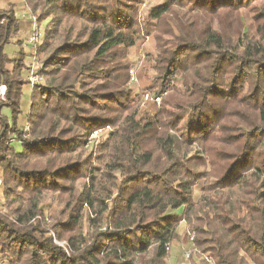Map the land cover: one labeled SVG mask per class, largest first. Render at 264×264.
<instances>
[{"label": "trees", "instance_id": "obj_1", "mask_svg": "<svg viewBox=\"0 0 264 264\" xmlns=\"http://www.w3.org/2000/svg\"><path fill=\"white\" fill-rule=\"evenodd\" d=\"M257 1L163 0L140 19L139 0H21L45 23L33 53L15 9L0 10V181L17 204L0 215V263L165 264L185 222L213 264H264V0L249 25L240 16ZM149 28L158 44L146 94L161 102L139 116L126 53ZM32 56L45 83L23 109ZM49 195L64 207L51 229L65 247L31 222Z\"/></svg>", "mask_w": 264, "mask_h": 264}, {"label": "rangeland", "instance_id": "obj_2", "mask_svg": "<svg viewBox=\"0 0 264 264\" xmlns=\"http://www.w3.org/2000/svg\"><path fill=\"white\" fill-rule=\"evenodd\" d=\"M163 2V0H139V6H138V14L140 19H145L146 12L151 8L152 6H155L157 4H160ZM17 3V4H16ZM22 6L27 11V16L29 17L31 21V28L30 30H27L25 33L22 31L19 22L17 20V26L21 34L24 33L26 36L25 39L29 37L32 31V27H36L40 29V31L43 33V28L45 23H42L41 25H37L36 22L32 21V18H34V14L29 11V9L23 5L21 0H0V10H8V9H15V12L17 14L19 5ZM262 4L260 0H258L255 3H252V5L242 13H240V16H243L244 23L246 25H249L252 21L253 14L256 12L257 7H259ZM255 6V7H253ZM254 9H251V8ZM17 19V17H16ZM35 19V18H34ZM156 36V29L149 28V33L147 36L140 40V42L134 47L128 50L126 53V67L127 72L126 75H124L125 82L124 85H126L127 88H129L131 92V96L134 98L133 103L130 105V107L133 108V110L138 112L139 116L140 114H144L147 109L148 113H152V110L159 108L160 104V97H151V95L146 94L149 93L147 90L152 85V81L154 78V60L157 58V41L155 39ZM22 37V36H21ZM23 38V37H22ZM24 39V38H23ZM5 53L13 57L16 54L19 53V48L17 45H15L14 42L9 43L4 48ZM28 51V49L26 50ZM36 56V55H35ZM33 59L26 67L27 63L29 62V58H26L25 60V74L24 79L26 81V85L23 87L22 93H23V99L24 101L22 105L24 106L23 109H26V101L27 96H29V92L31 91L30 81H29V73L32 70L34 72V75H38V81H40L39 84L45 83L44 76L39 72L38 68L42 66V56H38V58H35L32 56ZM37 57V56H36ZM134 77V80L131 78ZM123 85V86H124ZM155 86V85H153ZM6 91V88L4 85H0V103L5 102V96L2 93L3 91ZM165 95V94H163ZM154 103V104H153ZM188 110L182 111V112H175L177 116H181L183 114H186ZM4 113L7 114V116L10 115L9 110L5 109ZM21 121V119H20ZM21 126H24V122L21 121ZM108 132H110L109 127H105L103 129H98L94 131L91 136L89 137L88 143L85 145L86 151L91 149L95 152V149L98 145V142L105 140L107 138ZM19 149V147H17ZM194 152V151H193ZM190 153V154H193ZM206 166H209L208 164ZM210 168L207 167L204 169L205 172H209ZM113 175L116 177V182H120L123 179V176H121L120 173L114 172ZM198 185L195 188L194 196L197 200L199 196L201 195L200 187L203 184L202 181H199L197 183ZM10 199V198H9ZM43 210L45 212V216L43 217H36L31 222L39 220V223L44 231L46 233H50L54 244L58 246H66L65 241H58L56 238V235L51 229L52 223L55 218L59 217L60 211L63 210L64 207L59 203V198L55 195H49L48 197H45L43 199ZM12 202H7L5 197L2 193V183L0 181V215L7 217L10 215V212L12 208L17 206L15 203L14 206L11 205ZM90 217L87 209L84 207L82 212V221H81V232L82 233H88V218ZM193 240H194V233L191 232L188 225L184 222L178 227L174 240L172 244H170V250L168 251L167 258L165 259V264H213V262L210 259V255L208 254H199L196 249L193 248ZM189 254L188 260L185 259V254ZM0 264H8L7 262H1Z\"/></svg>", "mask_w": 264, "mask_h": 264}, {"label": "built area", "instance_id": "obj_3", "mask_svg": "<svg viewBox=\"0 0 264 264\" xmlns=\"http://www.w3.org/2000/svg\"><path fill=\"white\" fill-rule=\"evenodd\" d=\"M32 21L35 22V19L32 18ZM42 39H43V34L40 31V29H38V28L33 26L31 34L29 35V37L26 40V44L32 48L31 49L32 53L34 52V48L41 42ZM38 78H39L38 75H34V72L31 70L30 73H29V81H30V86L31 87L40 83V81H38ZM131 79L134 80V77H132ZM2 93L4 94L5 90ZM166 250L167 251L170 250V245H168L166 247ZM188 258H189V254L186 253L185 254V259L188 260Z\"/></svg>", "mask_w": 264, "mask_h": 264}, {"label": "crops", "instance_id": "obj_4", "mask_svg": "<svg viewBox=\"0 0 264 264\" xmlns=\"http://www.w3.org/2000/svg\"><path fill=\"white\" fill-rule=\"evenodd\" d=\"M16 17H17V20H18L19 25H20V27H21V29H22L23 32L24 31L26 32L27 30H30V28H31V21H30L29 17L27 16L26 9H24L22 6L19 5V8H18V12L16 14ZM24 33L22 34L23 35V38L26 37L24 35Z\"/></svg>", "mask_w": 264, "mask_h": 264}]
</instances>
